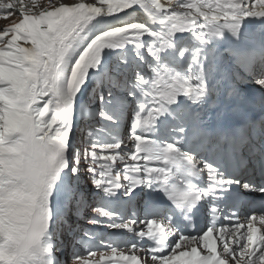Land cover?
<instances>
[{
	"label": "snow or ice",
	"instance_id": "6c2138e0",
	"mask_svg": "<svg viewBox=\"0 0 264 264\" xmlns=\"http://www.w3.org/2000/svg\"><path fill=\"white\" fill-rule=\"evenodd\" d=\"M0 17V264H264V0Z\"/></svg>",
	"mask_w": 264,
	"mask_h": 264
},
{
	"label": "rangeland",
	"instance_id": "374dc122",
	"mask_svg": "<svg viewBox=\"0 0 264 264\" xmlns=\"http://www.w3.org/2000/svg\"><path fill=\"white\" fill-rule=\"evenodd\" d=\"M11 19H15V17H12ZM10 20H6L2 17H0V28H2L5 24L9 23Z\"/></svg>",
	"mask_w": 264,
	"mask_h": 264
}]
</instances>
